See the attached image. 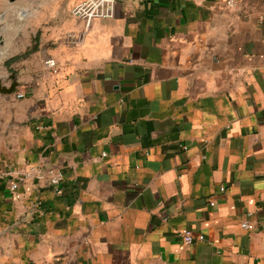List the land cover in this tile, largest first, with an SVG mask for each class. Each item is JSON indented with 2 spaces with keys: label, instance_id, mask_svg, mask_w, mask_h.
<instances>
[{
  "label": "crops",
  "instance_id": "0c3cea01",
  "mask_svg": "<svg viewBox=\"0 0 264 264\" xmlns=\"http://www.w3.org/2000/svg\"><path fill=\"white\" fill-rule=\"evenodd\" d=\"M60 1L0 93V264H264V0Z\"/></svg>",
  "mask_w": 264,
  "mask_h": 264
},
{
  "label": "rangeland",
  "instance_id": "374dc122",
  "mask_svg": "<svg viewBox=\"0 0 264 264\" xmlns=\"http://www.w3.org/2000/svg\"><path fill=\"white\" fill-rule=\"evenodd\" d=\"M52 3L53 0H46ZM66 0H61L64 4ZM42 6H40V5ZM43 0H0V82L13 81L30 59H39L42 54L41 39L43 28L39 25ZM23 11L26 12L23 17ZM42 15V14H41ZM61 17H52L45 23L60 21ZM63 19V18H62ZM42 23L44 17H41ZM3 85V84H2Z\"/></svg>",
  "mask_w": 264,
  "mask_h": 264
},
{
  "label": "built area",
  "instance_id": "2783aa9c",
  "mask_svg": "<svg viewBox=\"0 0 264 264\" xmlns=\"http://www.w3.org/2000/svg\"><path fill=\"white\" fill-rule=\"evenodd\" d=\"M154 1V0H153ZM245 0H225L227 7L235 8L243 4ZM117 0H83L76 4L71 13L72 16L85 23L86 27H89L92 22L96 20L111 19L115 16ZM45 68L53 74H57L59 71L58 64L54 58H49L44 63ZM24 95L19 94L18 98H23ZM47 178L50 184L58 188L62 181V173L55 170H44L42 167H35L31 170L24 171L18 174L17 181L11 186L12 191H16L19 188V183L30 180H43ZM224 191V188H221ZM214 206L215 203L211 202ZM248 223H243V228H248ZM179 237L186 245H194L198 242H203L205 237L203 235L195 236L189 229H183L178 232Z\"/></svg>",
  "mask_w": 264,
  "mask_h": 264
},
{
  "label": "water",
  "instance_id": "95a60500",
  "mask_svg": "<svg viewBox=\"0 0 264 264\" xmlns=\"http://www.w3.org/2000/svg\"><path fill=\"white\" fill-rule=\"evenodd\" d=\"M11 79L13 80V83L9 88L3 86L2 83L0 82V93L1 94L13 95L16 92V89L19 86L16 76L12 75Z\"/></svg>",
  "mask_w": 264,
  "mask_h": 264
},
{
  "label": "bare ground",
  "instance_id": "6f19581e",
  "mask_svg": "<svg viewBox=\"0 0 264 264\" xmlns=\"http://www.w3.org/2000/svg\"><path fill=\"white\" fill-rule=\"evenodd\" d=\"M25 12H23V14H24ZM26 14V13H25ZM25 14L23 15V17L25 16Z\"/></svg>",
  "mask_w": 264,
  "mask_h": 264
}]
</instances>
